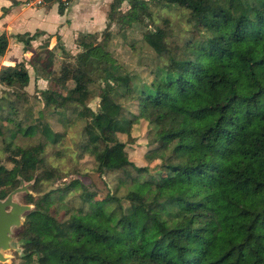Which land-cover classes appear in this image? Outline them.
<instances>
[{
    "label": "trees",
    "instance_id": "1",
    "mask_svg": "<svg viewBox=\"0 0 264 264\" xmlns=\"http://www.w3.org/2000/svg\"><path fill=\"white\" fill-rule=\"evenodd\" d=\"M163 1L189 10L190 31L158 26L142 31L144 46L153 53L152 47L160 45L168 56L146 89L113 60L110 23L100 40L97 34L77 40L83 50L76 65L56 80L60 86L73 81L74 87L66 95L52 93L57 108L71 105L80 119H90L82 129L86 141L81 149L93 159L96 173H135L124 180L126 194L84 197L78 179L63 181L37 199L27 194L24 205L33 209L15 227L20 228L16 239L22 243V264H264V14L250 0ZM259 1L264 12V0ZM124 2L129 9L122 12ZM65 9L58 6L61 14ZM149 10L146 0H113L109 16L119 29H129L131 23L151 19ZM15 38L30 47L26 34ZM7 47L1 34L0 57ZM172 48L186 50L185 59H173ZM154 56L141 57L140 64ZM28 80L27 72L15 66L0 73V84L8 88L26 86ZM97 83L100 109L94 113L86 100L94 97L90 88ZM128 106L134 111L127 116L123 110ZM5 108L15 111L16 104L5 101L0 107V120L9 121L2 115ZM141 120L147 124L149 160L164 161L168 150L192 151L193 160L169 166L167 176L160 173L142 184L143 170L126 160L107 167L112 149L125 145L119 134L128 135ZM38 130L46 141L60 138L45 123L18 127L23 135ZM41 146L22 149L5 143L12 168L0 165V200L21 181L34 182V190L41 192V183L66 178L46 164ZM136 185L149 187L146 200L136 193ZM164 189L170 195L159 202L162 210L125 205H156ZM69 196L77 201L65 200ZM59 210H64L62 217Z\"/></svg>",
    "mask_w": 264,
    "mask_h": 264
},
{
    "label": "rangeland",
    "instance_id": "2",
    "mask_svg": "<svg viewBox=\"0 0 264 264\" xmlns=\"http://www.w3.org/2000/svg\"><path fill=\"white\" fill-rule=\"evenodd\" d=\"M16 1H19L21 5L11 9L5 16H1V9L4 10L12 4L14 5V3L9 0H0V34L6 35L8 39L7 50L0 57V73L5 72L9 66H15L16 71L25 70L29 80L26 86L16 84L13 88L0 84L1 109L5 101L14 102L17 108L15 111L5 108L2 112V115L8 117V119L10 118V120H0V165L7 169L12 168V163L10 162L11 154L6 153L5 143H10L22 149L43 145L41 146L43 147L41 156L46 164L49 167L59 168L66 178L62 181L55 180L41 183L39 185L41 192L34 190V182L22 183L20 186L22 190L12 196V201L25 204L27 194H31L37 199L44 192L57 188L63 181L68 183L74 179L80 180L83 184L84 197L91 194L96 199L102 200L106 194L116 192L119 196H124L127 192L124 180L129 181L132 176H135V173L112 172L109 170H105L102 175L96 173L93 159L81 149V145L86 141V136L82 129L84 125L90 123V119H80L77 112L73 111L74 107L71 105H67L66 109L57 108L55 96L52 94L54 92L66 95L74 87L73 81H68L63 86L56 83V80L63 74L64 69H69L70 66L76 65V56L83 50L76 41L78 38V36L76 37L77 34L75 32L74 35L71 33L73 29L72 22H75L74 19H71V15H68V18L62 21L57 19L55 15H57L58 6H62L60 3L47 2L41 6H32L27 2H23L25 0ZM73 1L71 0L66 7L71 6ZM112 1L83 0L82 6L84 7L75 13L77 16L75 18L76 23L80 24L83 20L84 12L90 8H99L100 14L105 19L101 18L100 21V18H94L95 24L100 27L97 30H92V33L89 34L97 33L98 40H100V34L107 30L108 24L111 23L109 29L111 39L108 45L113 60L116 64L122 65L130 71L137 86L146 89L153 80L154 70L160 63H167L168 56L166 55L167 53H163L160 45H154L152 51L155 56L147 65H141V57L147 58L153 55L151 50L141 42L142 31L146 29L152 30L156 26L162 29L175 27L176 33L181 29L190 31L188 23L189 10L168 1L160 0L155 2L146 0L151 10V19L146 17L143 19L144 16H142L143 22L141 24L131 23L130 25H133V28L121 30L112 20V16L107 13ZM250 1L259 13L264 14L259 0ZM40 8L43 9L47 16L43 15L40 18L36 16L35 9ZM49 9L54 10L56 14L49 16ZM127 9H129V6L124 2L121 6V11L124 12ZM94 16L96 15L94 14ZM65 28L69 30L67 29L65 32ZM17 34L27 35L30 39L29 48H25L21 42L17 41L15 38ZM131 43L135 44L136 48H131ZM185 53L186 50L177 48H172L169 52L170 56L175 60H184ZM100 87L101 84L99 83L92 86L90 92L94 97H89L86 100V106L94 113H97L100 109V99L98 98ZM78 109L81 110V107H78ZM124 109V115H127L131 107L128 106ZM131 111H134V109H131ZM38 123L48 124L53 132L60 134L59 140L55 143L46 141L40 130L32 136L23 135L18 131L19 126L25 127L27 124ZM146 128V122L141 120L131 125L128 135L120 133L119 139L125 145L112 149L106 160L107 167L120 165L126 160L128 164H133L143 170L139 177L140 184H142L143 182H148L151 178H157L160 173H164V177L167 176L169 174V166L185 165L193 160L194 152L192 151L173 152L171 150H168L169 154L164 161H162L161 157L149 160L146 157L149 150L146 140ZM135 189L140 197L147 199L149 194L148 186L136 185ZM169 195V190L164 189L155 198V201L158 202L155 203L156 205L148 201L146 203L128 201L125 202V205L137 208L139 211L151 209L152 207L159 211L162 210V206H158L159 202L165 200ZM74 198L75 196H69L65 200L73 203L77 201H74ZM31 209H33V205H31ZM63 213L64 210H59V217H62ZM19 229L12 228V240L9 249L3 251L6 261L0 262V264L23 263L22 243L16 239Z\"/></svg>",
    "mask_w": 264,
    "mask_h": 264
},
{
    "label": "crops",
    "instance_id": "3",
    "mask_svg": "<svg viewBox=\"0 0 264 264\" xmlns=\"http://www.w3.org/2000/svg\"><path fill=\"white\" fill-rule=\"evenodd\" d=\"M9 1H11L12 3H14V5L12 4L10 7H7L6 9H1L2 10V14H1V16H5L6 14H8L10 11H11V9H13V8H15V7H18V6H20L21 5V3L19 2V1H16V0H9ZM24 2V1H23ZM113 2V1H112ZM112 2L110 3V5L112 4ZM82 3H83V0H74L73 2H72V4H71V6H69V7H67V9H65L64 10V12L61 14V13H59V12H57V15H55L56 14V12L54 11V10H48L50 13H49V16H53V15H55L56 17H57V19L59 20V21H62V20H65V19H67L68 18V15L71 17V19H74V21L75 22H72V27H73V29L71 30L72 32V34L74 35V32L77 34L76 35V37L78 36V38L76 39V41L78 40V39H81L82 37H83V34H84V36L85 35H87V34H89V33H92L91 31L92 30H97V28H99L100 26H98L97 24H95V19L96 18H100V21H101V18L102 19H105L104 17H102V15L100 14V12H99V8H90L88 11H86V12H84V15L82 16V21L80 22V24L78 25L77 23H76V20H75V18H77V16L75 15V13H77L78 12V10H80V8H82V7H84V6H82ZM110 5H109V7H110ZM93 9H94V11H93ZM109 11H110V8H109V10H108V14H109ZM35 14H36V16L37 17H41V16H43V15H45V16H47L44 12H43V9L42 8H40V9H35ZM94 14L96 15V16H94ZM66 15H67V17H66ZM88 16H90L89 18H88ZM91 16H94V17H91ZM95 18V19H94ZM93 19H94V21H93ZM101 24V23H100ZM106 25H107V23H106ZM63 28H64V26H63ZM43 29V28H42ZM67 29L68 28H65V32L67 31ZM69 30V29H68ZM104 30V29H103ZM69 32V31H68ZM80 33V34H79ZM94 34H97V33H93V35ZM1 35V34H0ZM18 35V34H17ZM90 35H92V34H90ZM6 36V35H5ZM80 36H82V37H80ZM7 37V36H6ZM75 37V38H76ZM80 37V38H79Z\"/></svg>",
    "mask_w": 264,
    "mask_h": 264
},
{
    "label": "water",
    "instance_id": "4",
    "mask_svg": "<svg viewBox=\"0 0 264 264\" xmlns=\"http://www.w3.org/2000/svg\"><path fill=\"white\" fill-rule=\"evenodd\" d=\"M22 183L24 182L21 181ZM21 190L22 188L19 187L12 191L4 200H0V262L6 261L3 251L9 249L12 228L20 225L21 215L31 208L29 205L12 201V196Z\"/></svg>",
    "mask_w": 264,
    "mask_h": 264
},
{
    "label": "built area",
    "instance_id": "5",
    "mask_svg": "<svg viewBox=\"0 0 264 264\" xmlns=\"http://www.w3.org/2000/svg\"><path fill=\"white\" fill-rule=\"evenodd\" d=\"M70 1L71 0H25L24 2H27L29 5H32V6H41L47 2L60 3L64 6H68Z\"/></svg>",
    "mask_w": 264,
    "mask_h": 264
}]
</instances>
